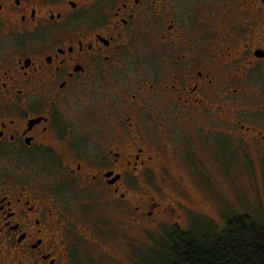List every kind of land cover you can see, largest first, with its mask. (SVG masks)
Listing matches in <instances>:
<instances>
[{
	"label": "flooded vegetation",
	"instance_id": "af4514ba",
	"mask_svg": "<svg viewBox=\"0 0 264 264\" xmlns=\"http://www.w3.org/2000/svg\"><path fill=\"white\" fill-rule=\"evenodd\" d=\"M263 115L264 0H0V264L122 262Z\"/></svg>",
	"mask_w": 264,
	"mask_h": 264
},
{
	"label": "rangeland",
	"instance_id": "374dc122",
	"mask_svg": "<svg viewBox=\"0 0 264 264\" xmlns=\"http://www.w3.org/2000/svg\"><path fill=\"white\" fill-rule=\"evenodd\" d=\"M264 118V115H263ZM223 159L214 158L205 162L210 168L203 173L193 164L197 178L184 174L182 186L188 190L185 210L179 221L169 219L154 221L146 228L122 225L115 229L114 222L105 218L103 226L111 227L112 239L120 263L112 262L96 254L83 264H156V251L172 227L184 231L209 230L217 232L225 227L228 217L235 214H251L264 220V156L238 143L230 152L220 147ZM199 167L204 168L201 164Z\"/></svg>",
	"mask_w": 264,
	"mask_h": 264
},
{
	"label": "trees",
	"instance_id": "16d2710c",
	"mask_svg": "<svg viewBox=\"0 0 264 264\" xmlns=\"http://www.w3.org/2000/svg\"><path fill=\"white\" fill-rule=\"evenodd\" d=\"M156 264H264V220L251 214L228 217L217 232L172 227L154 259Z\"/></svg>",
	"mask_w": 264,
	"mask_h": 264
}]
</instances>
